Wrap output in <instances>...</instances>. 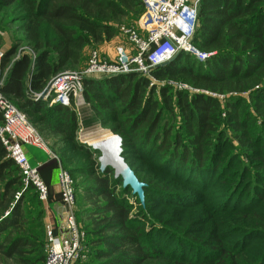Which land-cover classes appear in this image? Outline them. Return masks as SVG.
<instances>
[{
  "label": "trees",
  "instance_id": "1",
  "mask_svg": "<svg viewBox=\"0 0 264 264\" xmlns=\"http://www.w3.org/2000/svg\"><path fill=\"white\" fill-rule=\"evenodd\" d=\"M18 1L23 0H0V9L12 7ZM24 1L22 30L35 55H22L11 61L16 49L13 47L2 56L0 67L6 70V78L0 92L4 97L22 101L19 106L13 104L22 113L30 110L40 115V133L48 138L62 137L63 147L60 154L56 153L73 183L74 216L84 234V253L87 247L92 249L85 261L81 257L74 264H148L158 252L153 250V234L146 231L145 213L151 219L162 220L174 218L179 208L197 210L200 206L195 204L215 187L213 182L226 168L237 173L233 181L240 178L241 171L246 174L250 170V179L237 188V194L243 190L241 197L245 200L241 205L253 203L255 197V207L242 208L241 213L249 215L251 225L243 234L264 231V0H201L193 45L214 54L201 62L179 53L164 66L150 70L158 85L139 73L83 80L85 104L98 123L110 126V131L121 137L124 160L147 184L145 210L129 187L122 188L121 178L115 179L111 168L100 173L97 166H82L85 159L75 152H98L75 142L78 125L72 107L50 106V97L46 102L31 100L62 70L85 61L82 52L86 45L111 41L117 34L116 25L123 19L137 24L143 13L141 2ZM136 24L129 28L136 29ZM44 29L51 30V40L42 38ZM167 82H179L191 90H178L167 86ZM228 133L239 145L237 155ZM243 158L249 163L245 164ZM136 161L137 165L154 167L156 178L148 180L147 172L136 166ZM73 162L79 166H71ZM38 172L43 177L41 170ZM73 174L93 182L81 188L82 200L76 192ZM26 198L39 210L36 215L44 216L46 204L39 200L32 185H24L19 168L0 142V258L14 264H36L33 258L21 257L25 248L35 246L23 235L27 211H34L24 203ZM80 201L95 204L89 211L96 215L94 229H90V220H81L79 215L85 210L78 211L82 207ZM161 202L173 209L171 214L156 207L155 204L162 206ZM217 237L214 233L206 236L208 245L215 248L213 259L182 257L185 252L180 246L181 252L169 254L174 261L170 264H264V245L255 261L248 251L235 250ZM37 261L45 264V254L41 253Z\"/></svg>",
  "mask_w": 264,
  "mask_h": 264
},
{
  "label": "rangeland",
  "instance_id": "2",
  "mask_svg": "<svg viewBox=\"0 0 264 264\" xmlns=\"http://www.w3.org/2000/svg\"><path fill=\"white\" fill-rule=\"evenodd\" d=\"M23 1H18L12 7L0 9V62L2 56L5 55L8 51H10L13 47H16V49L14 55L11 58V61L18 59L22 55H27L30 56L31 58H33L35 55V51L33 49L32 44L27 41V37L22 30L23 19L25 18V8H24L25 1L24 2ZM133 24L136 23H131L130 21L123 19L120 22V24L116 25L117 34L111 41L103 42L100 44L89 43L84 47L82 52V54L85 55L84 57L85 61H81L73 65L71 64L66 69L62 70L59 74L81 71L87 66L89 56L94 51L99 53L102 60L110 59L109 56L112 55V51L116 47L123 45L125 46L126 38L122 33L121 29L123 28L127 29L129 27H133L134 26ZM41 35L42 38L45 40L52 39L51 30H46V29L41 30ZM143 77L150 79L152 84L155 85L159 84L148 73L144 74ZM0 78L3 80L4 83V80L6 78V70L2 71L1 67H0ZM166 85L180 90L182 89V87H184L185 84L179 82L176 83L167 82ZM185 86L187 87L188 91L191 90L189 86L187 85ZM222 97L224 98V96H221L220 99H223ZM5 98L12 104L15 103L17 106H19V104H22V101H18L11 97H5ZM31 100L35 102L40 101V99H34V98H31ZM41 100L43 102L47 101V99L44 98ZM71 107H72V111L75 114L76 122L78 125V128L76 130L75 142L84 146H88L89 140L103 139L108 136L110 139L112 137H113L112 139H114V137L120 138V145L122 146L121 137L118 134L117 135L113 134L109 129L110 126H102L100 123L97 122L94 113L90 109L89 105L85 104L82 94L79 101H77L76 106L72 104ZM24 111L26 112L24 114L26 115L28 121L33 123L34 124L33 127L35 128V130L43 137L45 141L49 142V144L52 147L51 150L54 152L56 156V158H49L41 152L38 153V159L40 161L46 160L47 162H49V164L51 163L49 166L52 165L54 166V167L52 166V168L48 167L47 170L42 169L41 173L43 177H46L48 179L50 178L51 180V185L47 184L49 190L48 202L50 203V200L52 199V203L58 207V212L61 213L62 208L60 207L61 205L60 197L59 194L57 193L56 181L60 167L63 169L61 161L59 160L60 157L58 156V153L61 151L63 147V144L61 143L62 137L48 138L45 134L40 133L43 130V125L39 123L40 115H35L30 110H24ZM227 136L229 137V140H232L231 144L234 149V154L237 155L238 153H240L238 151V147H239L238 143L235 140H233V137L230 136V133H228ZM66 146L68 145H65V147ZM121 146H120L121 149L120 157L123 159L124 163L128 166V168L134 173L133 169L127 164V162L124 160V157L122 156L123 152ZM89 148L93 149L92 146ZM53 149H55L56 151H54ZM99 152L97 155H84L76 152L74 154L83 157L85 159V161L83 160L82 163V166H84V168H89V166L95 168L97 166L99 170L100 163L98 159L101 156ZM242 160L245 162V164L249 163L248 159L246 158H243ZM57 162L58 163L60 162V165H58ZM138 162L139 161H136V166L142 167L145 170V172H147L148 180H152L156 178V175L152 170L154 169V167H152L150 164L137 165ZM55 163H57L56 167L54 165ZM77 165L78 163L75 162L71 163V166H77ZM137 170L139 172V167H137ZM248 172H250V170H248L246 174L243 171H241L240 173L241 176L239 179L238 178L235 179V181L237 180L235 183V181L233 180L237 173L236 172L231 173L229 171V168H226L224 171L221 172V174L218 175L217 179L213 182L212 185L215 187H213V189H211L207 193V195H203L202 197H200L199 202L195 204V205H199L200 207L195 211H187L186 208H179L177 210L180 211L174 214L175 215L174 218H165L162 220L151 219L149 218L150 214L148 215V213L146 212L145 213L146 218H148V220L145 223L146 231L153 234L154 239L152 241V244L155 246L153 250L158 252L157 257H155V259L149 262L148 264H170L171 262H174L169 256V254L174 252L175 250L181 252L182 249L180 248V246H182L183 251L185 252V254H183L182 257L186 256L187 258H192L195 255L196 256L195 258L199 259L201 256H204L203 260L209 261L210 259H213V256L216 253H215V248L212 247V245H208L209 241L208 239H206V236L208 234L211 235L213 233L218 234L219 237L217 238L219 240H225L224 242L230 244L233 247V249L238 251L239 250L248 251V255L254 258L255 261H258L256 259L258 256V252L262 249L261 246L264 245V231L263 230L262 232L259 231L260 233L258 232L254 235H250L247 232L243 234V230L249 228L248 226L251 225L250 223H248L247 217L249 215H244L241 213L243 210L242 208H247V207L253 208L256 206L254 202L255 197L252 198L253 203L241 205L240 202L245 200L243 199V197H241V193L243 190L239 194H237V188L239 187V185L242 182H246L247 180L250 179V177L248 176ZM100 173H104V171ZM72 176L74 178V183L76 186L75 189L77 190L76 192L79 195V198H81L82 200L81 188H83V186L91 185L93 184V182L92 180H88L87 178L85 179L83 175L73 174ZM136 178L139 180L137 176ZM115 179H119V178H115ZM42 180H44V178H42ZM249 194L254 195L253 192H250ZM256 195L257 193H255V196ZM247 196L248 195H246L244 198H246ZM24 203H26V205L28 204L29 206H31L34 211H30V210L27 211L29 216L25 217L27 225L23 235L26 238H28L29 243H34L35 246L33 248L30 247L25 248L23 251L25 253H23L21 257L25 260L33 258V261L36 264H40L38 263L37 260L41 253L45 254L46 246H47L46 234L43 228L45 227L46 223L48 222L53 223V222L51 221V218L49 219L50 215L48 216L47 205L45 207L46 209L44 216L39 218L40 214L36 215L38 214L39 210L37 209L36 205L33 206L34 202L31 199L26 198L24 200ZM130 203H132L133 205L131 199H130ZM80 204L82 207H80L78 211L81 212L82 210H85L83 212L84 213L83 215H79L80 218H82L81 220L83 221V223H86L90 220V224H91L90 229H94L96 215L94 211H92V213H90L89 211L90 209H93L95 207V204L83 203L81 201ZM161 204L162 206L158 204L155 205L156 207H163L164 208L163 210H165V212L171 214L173 209L166 208L168 205H165L164 202H161ZM142 209L144 210L146 209L145 203ZM49 213H51V211H49ZM3 214L5 217L7 215V212L2 213V215ZM160 214H164V213L161 212ZM59 224L60 223H58V226ZM175 239H178L179 242H175ZM184 245H189V247L186 248L184 247ZM39 246H43V248H40ZM27 251H29L30 254L27 253ZM91 252L92 249L87 247L84 253L85 255L83 256L81 261H85V258L91 255ZM178 252L176 253L178 254ZM0 260H1L0 264H14L11 260L3 257L0 258ZM181 260L182 259H180L181 263L185 262ZM178 261L179 260H177L176 262ZM234 264H238V262Z\"/></svg>",
  "mask_w": 264,
  "mask_h": 264
},
{
  "label": "built area",
  "instance_id": "3",
  "mask_svg": "<svg viewBox=\"0 0 264 264\" xmlns=\"http://www.w3.org/2000/svg\"><path fill=\"white\" fill-rule=\"evenodd\" d=\"M139 1L143 6V13L137 21L136 29H121L126 38L125 46L116 47L113 58L107 60H102L99 53L94 51L89 56L87 66L81 71L57 74L53 77L44 97V99L50 97V106L53 104L65 108H71L72 104L76 106L81 98L84 79L129 73L149 74L150 70L170 62L179 53L188 54L201 62L214 54L200 51L193 45L201 0ZM2 85L3 80L0 78V89ZM182 89L187 90V87L184 85ZM0 113L2 115L0 142L7 156L19 168L24 185H32L39 200L47 204L48 187L39 175V168L30 165L24 147H34L49 158H56L51 145L35 130L26 115L1 92ZM57 182L65 212L58 227L55 228L51 222L45 224L47 240L45 264H74L79 258H83L84 234L77 227L74 216L72 180L61 168L57 174Z\"/></svg>",
  "mask_w": 264,
  "mask_h": 264
},
{
  "label": "water",
  "instance_id": "4",
  "mask_svg": "<svg viewBox=\"0 0 264 264\" xmlns=\"http://www.w3.org/2000/svg\"><path fill=\"white\" fill-rule=\"evenodd\" d=\"M166 63L161 64L159 67L164 66ZM50 84H48L45 89L38 95V96H32L31 98L34 99H43L45 95L47 94V91L49 89ZM117 142V148L114 151L113 156L111 158L114 161L115 166H113L110 162L106 163L102 161L103 153L101 150L94 149L96 151H100V157L98 159L100 163V172L105 171L107 168H111L113 170L114 178H121L122 180V188L127 189L128 187L131 190V195L135 196L139 202V204L143 207L145 203V195H144V189L146 188V184L143 182H140L134 173L128 168V166L124 163L123 159L120 157L121 149H120V138L114 137ZM60 165V162H59ZM61 168V167H60ZM62 169V168H61Z\"/></svg>",
  "mask_w": 264,
  "mask_h": 264
},
{
  "label": "crops",
  "instance_id": "5",
  "mask_svg": "<svg viewBox=\"0 0 264 264\" xmlns=\"http://www.w3.org/2000/svg\"><path fill=\"white\" fill-rule=\"evenodd\" d=\"M114 56V50L112 51V55L109 56L110 58H113ZM24 152H25V155L30 163V165L32 167H38L39 170H42V169H48V167H52V166H49V162H47L46 160L44 161H40L38 159V153L41 152L40 150L34 148V147H30V146H25L24 147ZM42 153V152H41ZM45 156V155H44ZM44 178V182L46 183V185H51V180L50 178H46V177H42ZM56 184H57V193L59 194V187H58V182L56 181ZM60 197V196H59ZM48 199H49V196H48ZM60 207L62 208L61 209V213L58 212V207L55 206L53 203H52V199L50 200V203L48 202L46 205H47V212H48V216L50 215L49 219L51 218V221L53 222V225L56 227H58V223H60L63 215H64V207L61 203V200H60ZM49 211H51V213H49ZM55 233H58L57 231H55Z\"/></svg>",
  "mask_w": 264,
  "mask_h": 264
},
{
  "label": "bare ground",
  "instance_id": "6",
  "mask_svg": "<svg viewBox=\"0 0 264 264\" xmlns=\"http://www.w3.org/2000/svg\"><path fill=\"white\" fill-rule=\"evenodd\" d=\"M112 138L110 139L107 136L103 139H92V140H89L88 146L91 145L93 147V149L101 150V152L103 153L102 161L106 162V163L110 162L113 166H115L114 161L111 158V156H113L112 153H114V151L116 150L118 142L115 138L114 139H112ZM85 143H87V142H85ZM91 146H89V147H91Z\"/></svg>",
  "mask_w": 264,
  "mask_h": 264
}]
</instances>
